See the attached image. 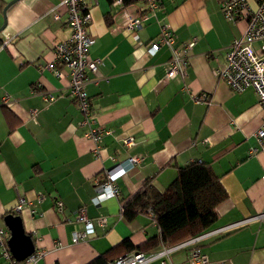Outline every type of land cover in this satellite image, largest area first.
<instances>
[{"label": "crops", "instance_id": "1", "mask_svg": "<svg viewBox=\"0 0 264 264\" xmlns=\"http://www.w3.org/2000/svg\"><path fill=\"white\" fill-rule=\"evenodd\" d=\"M9 1L0 0V43L7 41L0 48V227L7 229L3 216L13 212L18 196L25 197L28 204L15 214L34 251L43 252L33 263L18 264H88L106 251L109 264L129 253L121 242L137 247L159 230L150 213L125 219L121 200L145 179L163 191L177 168L192 162L208 164L226 190L212 227L246 220L199 242L206 264H264V219L254 217L264 212V153H250L258 147L254 133L262 112L251 88L234 92L213 73L224 66L229 44L246 22L227 20L220 0H161L136 32L125 28L121 12L111 14L109 0L89 1L88 54L101 63L97 72L86 73L85 91L96 125L110 131L101 140L102 156L95 157L69 95L68 69L58 63L56 75L45 68L53 45L69 36L65 6L61 0H17L3 12ZM163 26L177 46L194 40L184 76L166 79V46L147 51ZM48 93L55 96L49 103L43 100ZM202 94L204 99L194 98ZM127 137L130 146L123 143ZM130 156L139 161L116 180L118 194L94 203L106 170ZM80 206L94 234L72 242L71 232L82 229L74 215ZM189 251L172 252L167 264H189ZM0 264H6L1 252Z\"/></svg>", "mask_w": 264, "mask_h": 264}, {"label": "built area", "instance_id": "2", "mask_svg": "<svg viewBox=\"0 0 264 264\" xmlns=\"http://www.w3.org/2000/svg\"><path fill=\"white\" fill-rule=\"evenodd\" d=\"M89 1L94 0H61L67 13V26L69 36L66 40L56 42L53 45V59L45 65V68L59 75L56 67L58 63L63 64L69 72V95L75 100L78 110L82 113L81 124L85 126L84 136L93 143V154L95 157H101L103 147L101 140L103 136L110 131L97 126L95 123L94 112L91 108L90 98L85 91L87 82L86 73L97 72L101 63L99 58H91L88 54L89 47L93 43L92 37L88 32V23L90 21ZM161 0H109L112 8L111 14L121 12L124 16V26L127 30L140 31L143 27V21L148 13L154 12ZM138 2L142 3L141 7ZM221 12L223 16L231 21L244 20L246 22L242 34L234 38L225 52V63L222 68L213 69V73L222 79L234 92H242L251 88L257 99V104L261 109V123L254 133L258 147L252 148L250 153L257 151L264 153V0H220ZM134 6V10L129 8ZM192 39L188 43L180 46L175 44V38L172 31L163 26L159 35L154 41L147 45V51L154 54L160 45L169 49V59L167 61L166 79L176 75L184 76L188 65V51L193 45ZM7 44V41L0 43V48ZM197 100L204 99L205 96L198 95L194 97ZM55 96L51 93L43 95V100L47 103L52 102ZM3 102H8V96L3 97ZM33 110L31 115H35ZM126 146L133 144L131 137L123 139ZM139 158L130 156L123 161L114 162L106 170V180L100 184L101 191L93 198L94 203L100 199L113 197L118 194L116 180L123 174L131 170L137 164ZM55 206L60 209L62 204L56 200ZM28 201L23 196H18L13 212H19ZM74 215L82 222V229L71 232V241L78 242L85 240L94 234L93 222L87 217L84 206L78 207ZM258 219H264V212L254 216ZM98 223L103 224L104 218H98ZM246 220L231 222L228 224L212 227L194 236L188 237L170 245H162L157 250L151 252L132 251L110 261L109 264H148L158 260L161 264H167L170 254L176 250L189 248V264H206L208 259L205 253L200 249L199 242L205 238H212L225 234L236 227L242 225ZM7 229L0 227V246L1 257L6 264H18L11 256L7 245ZM41 250L34 251L24 261L28 263L35 262L41 255Z\"/></svg>", "mask_w": 264, "mask_h": 264}, {"label": "trees", "instance_id": "3", "mask_svg": "<svg viewBox=\"0 0 264 264\" xmlns=\"http://www.w3.org/2000/svg\"><path fill=\"white\" fill-rule=\"evenodd\" d=\"M151 181L143 180L141 187L120 203L125 219L150 213L151 221L159 230L157 236L137 247L129 240L121 242L129 253L174 244L212 228L217 218L216 207L227 195L219 178L205 163L192 162L178 167L176 177L163 191L155 190ZM108 252L99 254L88 264H108Z\"/></svg>", "mask_w": 264, "mask_h": 264}, {"label": "water", "instance_id": "4", "mask_svg": "<svg viewBox=\"0 0 264 264\" xmlns=\"http://www.w3.org/2000/svg\"><path fill=\"white\" fill-rule=\"evenodd\" d=\"M17 0H10L3 8L5 9L13 2ZM5 22L0 26V31L3 29ZM3 223L9 231V237L6 241L7 248L11 256L17 261H23L30 256L35 247L34 242L28 233L25 232L21 217L19 214L13 212L7 213L3 216Z\"/></svg>", "mask_w": 264, "mask_h": 264}]
</instances>
